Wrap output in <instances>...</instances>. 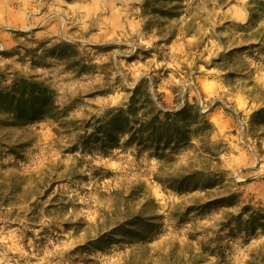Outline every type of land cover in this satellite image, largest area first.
<instances>
[{
  "label": "rangeland",
  "instance_id": "1",
  "mask_svg": "<svg viewBox=\"0 0 264 264\" xmlns=\"http://www.w3.org/2000/svg\"><path fill=\"white\" fill-rule=\"evenodd\" d=\"M30 77L60 118L12 127L0 110V264H264V0H0V105ZM140 82L200 110L210 154L196 138L87 148ZM194 171L212 186L156 180Z\"/></svg>",
  "mask_w": 264,
  "mask_h": 264
},
{
  "label": "trees",
  "instance_id": "2",
  "mask_svg": "<svg viewBox=\"0 0 264 264\" xmlns=\"http://www.w3.org/2000/svg\"><path fill=\"white\" fill-rule=\"evenodd\" d=\"M50 92V87L37 78L23 79L15 83L11 92L5 95L0 110L13 121L12 127L33 124L43 119L58 120L60 106L49 101ZM251 122L252 125L256 122L264 125V107L255 112ZM96 124L98 125L86 136L84 143L91 151H107L118 144L121 138L128 136L131 142L140 144L151 142L158 150L163 151L173 146H185L196 138L202 143V153L210 154L208 138L211 137L213 127L200 110L196 107H188L176 112L167 111L164 105L160 106V103L154 99L143 82L139 83L125 107L109 112L108 117L97 121ZM164 157L166 155H161L159 158ZM156 180L177 192H193L212 186L207 181L205 171H194L177 178ZM123 207L125 206L122 201L116 200L113 208L116 216L119 210H124ZM136 218L134 216V219ZM137 224L132 219H127L124 223L118 222L110 230L104 231L96 242H105L116 234L129 235L132 230L127 229L126 226Z\"/></svg>",
  "mask_w": 264,
  "mask_h": 264
},
{
  "label": "built area",
  "instance_id": "3",
  "mask_svg": "<svg viewBox=\"0 0 264 264\" xmlns=\"http://www.w3.org/2000/svg\"><path fill=\"white\" fill-rule=\"evenodd\" d=\"M213 105L215 104V101L212 103ZM203 111H208V108L206 107H203V109H202Z\"/></svg>",
  "mask_w": 264,
  "mask_h": 264
}]
</instances>
